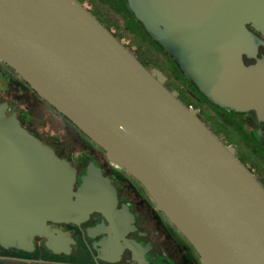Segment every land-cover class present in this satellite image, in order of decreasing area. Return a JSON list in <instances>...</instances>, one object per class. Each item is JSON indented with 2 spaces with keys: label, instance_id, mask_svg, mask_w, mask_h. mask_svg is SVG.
Wrapping results in <instances>:
<instances>
[{
  "label": "water",
  "instance_id": "obj_1",
  "mask_svg": "<svg viewBox=\"0 0 264 264\" xmlns=\"http://www.w3.org/2000/svg\"><path fill=\"white\" fill-rule=\"evenodd\" d=\"M169 7L156 24L188 74L214 94L263 102L264 62L246 67L241 54L255 46L246 23L264 21V0ZM0 59L136 177L205 264H264V187L78 0H0ZM7 108L0 102V241L13 244L90 206L74 200L76 170Z\"/></svg>",
  "mask_w": 264,
  "mask_h": 264
},
{
  "label": "flooded vegetation",
  "instance_id": "obj_2",
  "mask_svg": "<svg viewBox=\"0 0 264 264\" xmlns=\"http://www.w3.org/2000/svg\"><path fill=\"white\" fill-rule=\"evenodd\" d=\"M78 1L146 67L162 72L165 85L197 109L226 146L234 147L236 157L264 187V101L254 104L232 94H214L188 74L186 62L162 41L164 32L156 24L181 0H134L140 7L132 0ZM120 22L124 29L115 26ZM261 24L246 23L256 40L241 54L246 67L264 62V21ZM127 35L131 44L123 41ZM0 102L8 104L7 114L14 111L24 128L70 163L80 197L74 200L90 206L75 219L47 220V228L22 242L0 241V264H205L144 185L109 160L101 146L1 59Z\"/></svg>",
  "mask_w": 264,
  "mask_h": 264
},
{
  "label": "rangeland",
  "instance_id": "obj_3",
  "mask_svg": "<svg viewBox=\"0 0 264 264\" xmlns=\"http://www.w3.org/2000/svg\"><path fill=\"white\" fill-rule=\"evenodd\" d=\"M127 25V27L128 26H131L129 23H127L126 24ZM115 26L119 29H121V28H125V24H124V22H120V23H117V24H115ZM123 41H125V42H129L130 41V37L127 35V36H125V37H123ZM132 43H134V40H132ZM130 44H131V41H130Z\"/></svg>",
  "mask_w": 264,
  "mask_h": 264
}]
</instances>
